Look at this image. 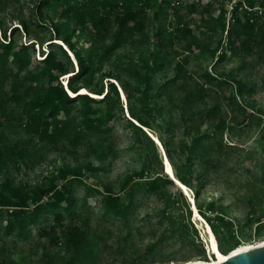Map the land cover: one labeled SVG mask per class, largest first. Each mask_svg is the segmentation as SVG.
I'll use <instances>...</instances> for the list:
<instances>
[{
	"label": "rangeland",
	"instance_id": "rangeland-1",
	"mask_svg": "<svg viewBox=\"0 0 264 264\" xmlns=\"http://www.w3.org/2000/svg\"><path fill=\"white\" fill-rule=\"evenodd\" d=\"M168 1L152 0L142 29L121 38L111 22L97 39L80 25L89 7L70 16L45 7L39 19L37 0H0V43L13 42L10 54L0 53V264H126L124 247L144 264L212 262L233 250L232 235L240 245L264 242V18L262 44L232 53L230 33L248 0ZM251 1L263 10L264 0ZM51 50L64 66L58 87L94 98L91 109L79 98L52 115V66L42 63ZM179 64L188 76L169 85ZM82 66L88 72L73 82ZM197 84L206 91L186 110L184 98ZM216 105L227 121L220 135L206 117ZM109 111L113 118L100 123ZM36 114L46 127L60 123L61 138L50 143L31 133ZM156 178L160 198L149 193ZM70 182L71 195L87 208L88 241L79 253L39 237L54 211L19 206ZM130 189L141 201L134 214H107L110 192L124 204ZM217 214L233 222L232 233Z\"/></svg>",
	"mask_w": 264,
	"mask_h": 264
},
{
	"label": "trees",
	"instance_id": "trees-1",
	"mask_svg": "<svg viewBox=\"0 0 264 264\" xmlns=\"http://www.w3.org/2000/svg\"><path fill=\"white\" fill-rule=\"evenodd\" d=\"M171 1V0H170ZM168 3V0H165ZM101 6L99 7L98 4ZM152 3V0H37L36 7L33 10L34 15L43 19L44 8L45 7H55L61 10L64 16H70L72 13H80L81 9L88 8L89 17L87 19H81L80 25L94 38L103 39L110 31V24L114 22L117 25L119 37H123L125 32H133L140 30L144 26L143 17L146 14V10ZM244 13L240 15L236 20L233 29L230 33L228 48L232 53L238 52H250L253 49L254 44H262L258 40L259 30L258 24L261 19L264 18V6L263 10H257L255 8L254 2L248 0L245 2ZM242 4H239L235 8V13H238L239 8ZM23 25L29 32V25L27 21H23ZM187 33H191L190 29H179ZM6 35V34H5ZM7 37V35H6ZM263 38L264 36L261 35ZM191 46L193 44H190ZM13 50V42H9L8 39L5 42L0 43V53L2 55H8ZM195 51V50H193ZM227 57L226 53H223L221 58ZM42 63H46L52 66V70L49 72L50 77V92L47 101L52 104V115L58 117L62 111H65L68 105L73 104L79 98H84L88 109H91L92 102H95L94 98H91L87 94H78L75 97H71L70 94L63 88L58 87V78L62 75L64 66L59 63L55 64V51H49V53L44 57ZM88 72L87 68L82 66V69L73 74V82L76 79L83 78ZM184 76L187 78V73L184 70V66L177 65V71L174 76L169 80L168 84H174L179 81V79ZM205 79L207 81L214 82L216 80L215 76L206 73ZM189 78V77H188ZM199 91H190L184 99L183 104L186 106L185 109L194 108L195 102L202 100L200 92H205V88L201 84H197ZM186 88V85H183ZM71 90L74 92H79L78 87L73 83L71 84ZM173 101L176 99L173 98ZM192 104L190 107L189 105ZM179 104L176 105L178 108ZM223 109L219 106H213L209 108L206 113L207 119L214 124V134L220 135L227 128V121L222 117ZM39 114L33 116L29 126L31 133L40 136L42 139L47 140L50 143L56 141L57 138H61L62 132L64 131L63 126L60 123H55L52 126L46 127ZM113 118L112 111H109L105 116L99 118L100 123H106L107 120ZM28 124H26V127ZM220 133V134H219ZM201 137V136H200ZM219 137V136H218ZM217 137V138H218ZM200 142V139H198ZM223 142V139H221ZM1 148V146H0ZM166 179V178H165ZM162 178H156L150 180V194L156 195L158 198L162 196L161 192V182ZM171 181L170 179H166ZM72 194V183L64 184L61 188L52 187L48 190H42L37 196L31 198V203L29 200L21 202L20 210L30 209L32 206L35 207V211L38 212L45 208H50L53 213V220L45 226H41L38 231V235L41 239L45 240L48 246L55 248L61 244H65L69 252H81L83 247H85L88 241V232L86 230L85 224L82 223V216L86 206H81L80 203L71 195ZM113 193L110 192V208H108L107 214L115 213L116 215L128 217L132 216L134 212L139 208L138 199L136 198V193L133 189L128 191L129 202L120 204L114 203ZM48 197L45 201L44 198ZM10 203V202H8ZM214 206H211L209 210H213ZM201 211L205 210L201 208ZM215 219L220 223L222 227H226L232 233L233 222L227 221L224 214L215 215ZM115 221V220H114ZM126 222V220H125ZM166 233L163 234L161 240L155 242V244L149 245V250L147 255H152L157 250L159 245H162L166 241ZM233 249L238 247L241 242L235 235L231 236ZM133 247H124L121 250L124 253L125 263L134 264H144L145 260L143 256L139 255L134 258V253H132ZM143 261V263H142Z\"/></svg>",
	"mask_w": 264,
	"mask_h": 264
},
{
	"label": "water",
	"instance_id": "water-1",
	"mask_svg": "<svg viewBox=\"0 0 264 264\" xmlns=\"http://www.w3.org/2000/svg\"><path fill=\"white\" fill-rule=\"evenodd\" d=\"M187 264H264V244H258L237 252L232 251L222 261H195Z\"/></svg>",
	"mask_w": 264,
	"mask_h": 264
},
{
	"label": "bare ground",
	"instance_id": "bare-ground-1",
	"mask_svg": "<svg viewBox=\"0 0 264 264\" xmlns=\"http://www.w3.org/2000/svg\"><path fill=\"white\" fill-rule=\"evenodd\" d=\"M259 244H264V242H261V243H259ZM253 246H256V245H239L238 247H236L235 249H233L232 251L234 252H237V251H241V250H245V249H247V248H252ZM231 251V252H232ZM226 256L227 255H223V256H221L218 260L219 261H222V260H224L225 258H226ZM202 261V260H201ZM214 261H217V260H214ZM192 262H195V261H192ZM204 262H208V261H204Z\"/></svg>",
	"mask_w": 264,
	"mask_h": 264
},
{
	"label": "snow or ice",
	"instance_id": "snow-or-ice-1",
	"mask_svg": "<svg viewBox=\"0 0 264 264\" xmlns=\"http://www.w3.org/2000/svg\"><path fill=\"white\" fill-rule=\"evenodd\" d=\"M168 171H169V173H171V169L170 168L168 169Z\"/></svg>",
	"mask_w": 264,
	"mask_h": 264
}]
</instances>
